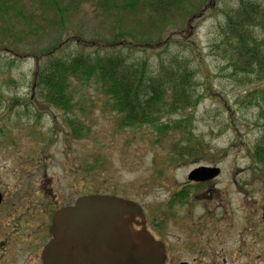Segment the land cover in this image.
<instances>
[{
  "label": "rangeland",
  "instance_id": "rangeland-1",
  "mask_svg": "<svg viewBox=\"0 0 264 264\" xmlns=\"http://www.w3.org/2000/svg\"><path fill=\"white\" fill-rule=\"evenodd\" d=\"M59 1L63 10L69 6V0ZM239 1L184 0L191 10L204 6L202 14L192 17V32L182 15L155 49L124 50L134 58H147L152 70L174 55L189 60L201 100L162 121L173 125L182 120V128H170L161 136L151 124L122 127L120 114L94 84L75 81V114L87 131L73 138L61 110L51 106L38 119L35 107L26 111L22 103L36 94L30 87L35 54L63 41L58 53L71 57L78 49L69 41L74 34L102 42L120 38L126 27L138 39L154 35L157 40L162 26L146 9L136 19L118 15L130 21L116 23L118 11L101 9L103 0H81L71 16L56 10L57 0H0V158L6 154L2 160L9 165L10 184L22 163L18 191L24 196L26 217L40 204L39 189H47L45 200L56 194L58 200L68 197L72 202L92 191L141 206L145 216L134 218L140 225L133 220V228L167 245V264H264V222L259 221L264 160L255 157L264 142V76L242 71L222 56L224 11ZM262 25L256 33L264 39ZM17 97L21 103L11 110ZM6 132L9 136L3 138ZM16 139L19 146L12 150H19V156L10 153ZM214 163L222 168L215 187L188 184L191 170ZM178 192L187 195L176 200ZM38 221L49 224L47 218Z\"/></svg>",
  "mask_w": 264,
  "mask_h": 264
},
{
  "label": "trees",
  "instance_id": "trees-1",
  "mask_svg": "<svg viewBox=\"0 0 264 264\" xmlns=\"http://www.w3.org/2000/svg\"><path fill=\"white\" fill-rule=\"evenodd\" d=\"M58 2L60 6L56 10L71 16L81 0H69V6L64 10L63 3L57 0V4ZM103 2L101 9L118 11L115 15L116 23L126 24L130 21L128 17L119 18L118 15L126 14L136 19L145 9L150 11V16L162 26V34H159L157 40L154 35L141 40L127 27L123 32L115 28L117 33L121 32L120 38H102V42L85 40L80 34H74L69 40L75 42L78 48L73 56H60L58 51L62 50L63 41H58L53 48H47L42 55L35 54L36 66L30 87L36 94L32 101L30 98L22 101L26 111L32 109L29 106L35 107L39 119L43 112L50 111V107L54 106L65 114L68 133L73 138L84 135L87 131L86 124L75 114L74 92L71 89L77 81L85 86L94 84L109 99L111 109L120 114L119 123L122 127L138 128L151 124L161 136L166 135L170 128H182L183 126H179L183 123L182 120L173 125L162 121L169 119L171 114L195 107L201 100L199 92L193 86L194 73L189 60L174 55L167 61L161 60L158 68L152 70L147 58H134L124 50L155 49L158 43L164 42L162 39L168 27L177 26L182 15L190 26L187 28L192 32V17L202 14L204 6L198 5L191 10L186 8L184 0ZM224 13L226 20L223 27L225 40L222 42V56L230 59L242 71H254L259 76H264V39L259 38L256 33V28L264 23V4L256 0H240L235 8L227 9ZM61 20L64 24L67 21L64 16ZM90 48H94V51H88ZM20 103V98L17 97L10 109L13 110ZM44 105L48 107L42 108ZM263 152L264 142L263 146H258L255 157L264 160ZM186 195L185 192H178L174 198L178 200Z\"/></svg>",
  "mask_w": 264,
  "mask_h": 264
},
{
  "label": "water",
  "instance_id": "water-1",
  "mask_svg": "<svg viewBox=\"0 0 264 264\" xmlns=\"http://www.w3.org/2000/svg\"><path fill=\"white\" fill-rule=\"evenodd\" d=\"M220 167L201 165L189 173L192 181H209ZM144 217L136 202L111 195H88L60 210L44 264H165L164 243L146 230H134L133 220ZM181 264H188L182 262Z\"/></svg>",
  "mask_w": 264,
  "mask_h": 264
},
{
  "label": "flooded vegetation",
  "instance_id": "flooded-vegetation-1",
  "mask_svg": "<svg viewBox=\"0 0 264 264\" xmlns=\"http://www.w3.org/2000/svg\"><path fill=\"white\" fill-rule=\"evenodd\" d=\"M19 143L17 140L16 146L10 149V153L16 152L19 156V150L14 151L12 149L18 148ZM9 148L11 146H8ZM5 155H2V160ZM4 161V160H2ZM0 161V163L2 162ZM6 163V164H5ZM218 163L212 164L216 166ZM23 166L19 160V164L16 167V181L10 184L7 178L10 174V169L7 161L4 164H0V264H44V253L47 246L54 240H56L55 234L52 232V228L55 225V219L57 213L65 207L72 206L77 203V200L81 197L88 195H106L101 193H93L92 191L86 193L84 196H79L73 202L68 200V197L58 200L56 194L47 196L45 200L44 192L46 188L39 189L41 191L40 204L34 205V210L26 217L25 211L22 210L21 202L24 199L23 193L18 191V172L22 170ZM221 175V173H220ZM219 175V176H220ZM218 176V177H219ZM218 177L213 178L205 182L190 181L191 183H210L212 187L218 184ZM21 179V176H19ZM257 181V178L255 182ZM264 192V177L261 178ZM249 182H246V186ZM22 186V185H21ZM20 187V191H21ZM68 200V201H67ZM67 202V203H66ZM12 206V209L9 207ZM261 210L263 215L259 218V221L264 222V205ZM41 218H47L49 224L46 222L40 224L38 221ZM135 226L140 225L139 222L134 219ZM134 225V224H133ZM164 243V242H162ZM166 248V259L165 264L168 261L167 245L164 243ZM180 262L179 264H181ZM188 263V262H187ZM189 264V263H188Z\"/></svg>",
  "mask_w": 264,
  "mask_h": 264
},
{
  "label": "bare ground",
  "instance_id": "bare-ground-1",
  "mask_svg": "<svg viewBox=\"0 0 264 264\" xmlns=\"http://www.w3.org/2000/svg\"><path fill=\"white\" fill-rule=\"evenodd\" d=\"M2 136H3V138H5V137H8L9 136V134L6 132L5 134H2ZM1 137V136H0ZM17 143V139H16V142H13V144H16ZM9 144H10V142H9Z\"/></svg>",
  "mask_w": 264,
  "mask_h": 264
}]
</instances>
